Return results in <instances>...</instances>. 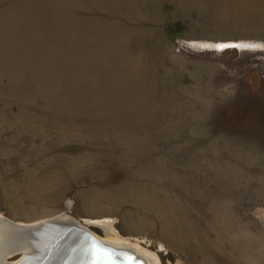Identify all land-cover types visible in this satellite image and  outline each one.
I'll return each instance as SVG.
<instances>
[{
  "label": "rangeland",
  "instance_id": "obj_1",
  "mask_svg": "<svg viewBox=\"0 0 264 264\" xmlns=\"http://www.w3.org/2000/svg\"><path fill=\"white\" fill-rule=\"evenodd\" d=\"M61 214L264 264V0H0V216Z\"/></svg>",
  "mask_w": 264,
  "mask_h": 264
},
{
  "label": "water",
  "instance_id": "obj_2",
  "mask_svg": "<svg viewBox=\"0 0 264 264\" xmlns=\"http://www.w3.org/2000/svg\"><path fill=\"white\" fill-rule=\"evenodd\" d=\"M68 222L77 224L73 218L63 220L55 217L34 226L20 228L23 236L28 237L26 242L31 241L32 251L43 249L45 244L49 247L48 250L45 248L44 252L51 250L49 255L37 264H145L144 260L134 253L105 244L101 238L84 227L71 226L74 230L70 235L66 234L63 231L67 229ZM12 225L10 223V226ZM29 260L32 258L29 257Z\"/></svg>",
  "mask_w": 264,
  "mask_h": 264
},
{
  "label": "bare ground",
  "instance_id": "obj_3",
  "mask_svg": "<svg viewBox=\"0 0 264 264\" xmlns=\"http://www.w3.org/2000/svg\"><path fill=\"white\" fill-rule=\"evenodd\" d=\"M55 217H58L63 220L71 218L70 216L66 214H61ZM55 217H52V218H55ZM52 218L45 219V220H42V221H39L33 224H18V223L11 222L8 219L0 216V264H20V263L22 264V262H25L24 264H37V262L42 261L43 258L48 256L51 250H49L48 252H44V249L47 248L48 250L49 246L45 244L43 249L32 251L33 248L31 247V241L26 242L28 240L27 239L28 237L23 236L24 233L20 231V228L34 226L38 223L48 221ZM10 223L13 224L12 226L19 227V228H16V229L13 228L12 226H10ZM74 225L80 226L81 228L84 227L78 221H77V224L68 222L67 223L68 227L67 229H64L63 232L70 235L71 232L74 230L71 226H74ZM99 225L102 226L101 228H103L105 236L108 237L104 240L101 239L105 244L111 247H114V248H118L123 251L132 252L137 257L144 260L145 264H159L156 256L141 249L137 244H132V242L125 241L117 237L114 234V232H112L110 224L104 222ZM15 256L19 257L15 262H8V259L15 257ZM29 257H31L32 260L28 261Z\"/></svg>",
  "mask_w": 264,
  "mask_h": 264
}]
</instances>
